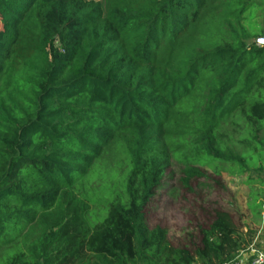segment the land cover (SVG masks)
Returning a JSON list of instances; mask_svg holds the SVG:
<instances>
[{"label":"trees","instance_id":"trees-1","mask_svg":"<svg viewBox=\"0 0 264 264\" xmlns=\"http://www.w3.org/2000/svg\"><path fill=\"white\" fill-rule=\"evenodd\" d=\"M263 4L0 0V264H223L250 252L256 229L232 210L176 246L145 209L175 159L189 189L243 177L261 222L264 14L252 20Z\"/></svg>","mask_w":264,"mask_h":264},{"label":"rangeland","instance_id":"rangeland-1","mask_svg":"<svg viewBox=\"0 0 264 264\" xmlns=\"http://www.w3.org/2000/svg\"><path fill=\"white\" fill-rule=\"evenodd\" d=\"M93 1L100 3L104 11L107 10L109 0ZM263 10L264 4L259 11L260 15L253 20L250 19L257 24H261ZM250 19L249 21H251ZM263 38L260 37L258 42L262 41ZM181 168V164L175 159L168 166L163 186L157 191V194L145 209L148 225H161L166 228L172 244L176 246L188 245L191 235L197 237L198 226L209 225L213 218L214 209L223 207L232 210L237 221L253 230L258 228V225L262 226V231L259 234L260 238L254 247L259 251L264 250V215H262L264 208L261 211V222L256 224L257 219L251 216L252 213L247 206L250 188L247 189L243 177L226 172L222 173L221 181L226 187L225 190L205 178L192 179L190 181L191 188L189 189L182 183L184 174ZM205 182L209 187L203 185ZM257 196L254 192L251 207L256 204L255 199ZM235 198L238 200L237 204ZM238 204L243 212L242 214H244L242 218L236 213Z\"/></svg>","mask_w":264,"mask_h":264},{"label":"built area","instance_id":"built-area-1","mask_svg":"<svg viewBox=\"0 0 264 264\" xmlns=\"http://www.w3.org/2000/svg\"><path fill=\"white\" fill-rule=\"evenodd\" d=\"M250 252L223 264H264V251L255 250L252 247Z\"/></svg>","mask_w":264,"mask_h":264},{"label":"crops","instance_id":"crops-1","mask_svg":"<svg viewBox=\"0 0 264 264\" xmlns=\"http://www.w3.org/2000/svg\"><path fill=\"white\" fill-rule=\"evenodd\" d=\"M263 208H264V204H263ZM262 215H264V211L262 213ZM258 228H256V236H255V239H254V244H252V247L253 249L257 250L256 247H254L255 243L258 241V239L260 238L259 234L261 233L262 231V226H257ZM258 229V230H257ZM261 251H264V250H261ZM251 252H245V253H242L241 255H244V254H249Z\"/></svg>","mask_w":264,"mask_h":264},{"label":"water","instance_id":"water-1","mask_svg":"<svg viewBox=\"0 0 264 264\" xmlns=\"http://www.w3.org/2000/svg\"><path fill=\"white\" fill-rule=\"evenodd\" d=\"M260 42H263V43H264V38H263V40H262V41H260Z\"/></svg>","mask_w":264,"mask_h":264}]
</instances>
